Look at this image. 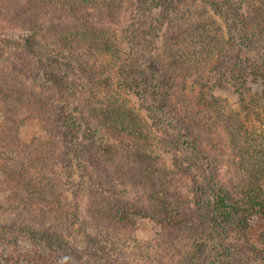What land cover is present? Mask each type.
Listing matches in <instances>:
<instances>
[{
	"label": "rangeland",
	"instance_id": "obj_1",
	"mask_svg": "<svg viewBox=\"0 0 264 264\" xmlns=\"http://www.w3.org/2000/svg\"><path fill=\"white\" fill-rule=\"evenodd\" d=\"M170 4H173L175 8H180L183 17H179V13L174 12V16L167 20L165 18L166 7ZM263 14L264 0H182L180 3L179 0H127L121 21L122 26L119 28L118 38L122 48H125L127 45L126 30L130 29L133 24L141 23L144 37L137 39L142 49L138 47V51L140 50L138 58L148 67V73L152 76L155 72L153 67H156L154 64L156 60L163 73L170 77L172 84L186 88V95L190 96L189 100L195 109L207 114L206 119H201L202 115L198 116L195 112L194 115L189 114L185 117L187 122L184 123V127L190 124L191 119L197 118L201 119V125L212 126V134L209 131L205 134L201 133V142L197 141L191 145L193 138L189 136L185 138L187 133L184 128L178 129L177 126L175 128L174 123L168 120V116L162 120L161 115L155 116L156 112H151L150 108L154 105H156L155 108L159 107L157 104L152 102L146 106L144 104L150 113L149 117L152 118L149 120L140 107H143V103L139 100V95L125 88L120 89L117 87L116 80L113 81L114 92L117 91V95L125 105L134 109V114L131 113L132 116L127 119L130 123H134L139 122L141 118L148 130L147 133L143 131L138 143L133 142V147L131 146L129 151V161L131 163L135 161L136 168L140 166L144 170L152 169V172L154 170L159 172L162 167H166L167 170L173 168L172 161L179 155L181 161L187 165L186 171L183 170L176 175L175 184L178 187L177 196L183 202L181 206H185L181 208L182 211H185L184 213L192 219L193 227L199 235L204 237L203 242L200 243L202 245L200 254L203 251L206 255L197 261V263L200 261L199 264H213L210 251L214 246V240H212L214 234L221 239L222 243L225 240L226 245L234 246L232 249L244 251V255H240L242 261L252 259L250 261L255 264H264L261 262L263 256L260 260V256L253 255L256 248L258 251L264 249L263 220L250 229L249 241L236 231L230 238H226V234L229 233L227 228H220L216 233L210 223L213 207L211 195L215 186L213 179L215 171L211 170L220 168L222 174L218 175L220 180L230 181V176L239 169V166L233 153L226 148L224 139L229 138V134L221 127L219 117L217 118L210 108L196 104L200 92L202 93L203 89L207 91L208 86L213 85L214 79L230 67L244 66L249 61L264 66V32L259 33L253 27V25L264 26ZM27 34L32 33L14 29L5 23L0 24V76L2 73L5 74L4 71L11 72L12 76L27 72L29 76L26 90L22 91L15 78L10 79L8 83L0 82V264H38L35 262L40 261L36 259L24 262L9 252L10 249L29 248L30 243V237L27 234L8 226L9 218H20L22 221L33 222L38 227L39 220L48 216L44 227H48L47 229H51L52 232L64 234L65 239L71 242L73 248L80 251L79 256L82 257V263L78 262L79 264H84L83 262H87V259H92L91 264L95 262L96 264H121V260L127 261L128 264H159L162 261L171 260L172 255L179 257L185 252H190L191 243L188 237L179 238L176 244L174 242L168 244L172 242L171 238L176 236L171 237V233H166V237L160 240L157 236L160 234L161 226L152 220L141 218L137 219L135 240L115 244L116 252L112 250L113 252L109 253L100 247L99 249L86 238L85 228L88 219L86 218L85 200L87 192L97 179L106 177L102 172L98 173L92 169L90 165H88L87 174H82L77 164L78 161L72 159L75 151L83 143H88L93 137H98L100 131L96 129L88 115H85L83 104H81L83 100H77L75 97L79 96L80 88L75 94L69 83L71 79L79 82L77 79L79 75L84 78L93 77V82L86 87L97 86L96 77L99 74L113 73L116 78L117 60L106 55L107 57L102 61L103 68L100 65L97 71L92 73L79 67L65 66L67 64L58 63L55 58L51 57L38 60V56L31 51L38 47L37 41L34 37H26ZM8 39L12 43H9ZM17 40L24 44L28 42L31 49L23 47ZM42 44L45 47L44 55L52 51L51 49H56L47 42ZM210 45L213 46L212 51H202ZM38 50L40 51V48ZM255 55H258L256 59ZM24 58L27 61H24ZM119 63L118 61L117 65H120ZM19 66H23L25 71ZM215 75L216 77L210 81ZM201 78L207 80L208 83H204ZM9 82H11L10 85ZM149 82L150 80L145 82L144 89ZM206 84L207 88H203ZM106 89L109 90L106 83H100L95 90L105 93ZM6 91H9L10 95L13 92L16 94L25 92L29 95L30 115L37 116L38 120L28 119L20 131L13 130V134H17L18 139L32 149L53 152L49 160L48 157L46 158L50 164L46 166L45 171L39 170L37 174L40 178L43 176L40 182L49 190L52 187L55 188L54 198L62 199V203H65L62 209L55 207L50 209L54 210L51 213V211L43 210L44 208L39 204V198L21 200L20 197L15 198L12 195L11 182L5 180L3 176L6 149L1 138L4 133L3 126L6 125V119L10 117V107L3 98L5 94L3 92ZM144 94L149 96L147 93ZM80 96L83 97V93ZM215 98L222 99L220 106L222 112L239 120L243 126V129L240 128L243 135L251 139L255 137L256 140L264 136V97L255 103L249 100L243 103L225 89H221L218 94H215ZM178 104L181 107L186 103L181 101ZM38 107L40 109L36 110ZM157 119L160 123L156 121ZM208 135L212 142L204 139ZM215 149L223 153L224 157L218 158L216 166L215 163L212 166L213 159L202 154L206 152L214 156L213 154L217 153ZM124 173L117 170L116 175L119 181L122 180ZM131 173L128 182H136L138 178L133 174V170ZM82 182L84 189H80ZM76 195L80 197L79 200L75 199ZM198 218L200 221H197ZM173 227L174 231L181 228L178 223H175ZM181 229L183 230V227ZM43 246H35L32 251L40 254L44 249ZM229 249L231 252L232 249ZM94 250L98 254L94 255L96 253ZM231 258L240 259L239 255ZM217 260L220 263L223 261L220 258ZM194 262L192 261L191 264H197ZM244 264L250 263L244 262Z\"/></svg>",
	"mask_w": 264,
	"mask_h": 264
},
{
	"label": "trees",
	"instance_id": "obj_2",
	"mask_svg": "<svg viewBox=\"0 0 264 264\" xmlns=\"http://www.w3.org/2000/svg\"><path fill=\"white\" fill-rule=\"evenodd\" d=\"M181 1L179 0V3ZM126 5L127 0H0V24L5 23L14 29L32 33L27 34L26 37L36 39L38 45L36 49H31L28 42L24 44L17 41L23 47L30 48L32 53L38 56V60L55 58L58 63H65L67 64L65 66H73V68L79 67L89 73L97 71L96 69L100 65L103 68L102 61L107 56L116 58L117 64L118 61L120 62V65H115V67L117 66L116 78L113 73L110 75L108 73L96 74L97 86H100V83H106L109 88L105 93L97 92L95 90L97 86L86 87L93 82V77L84 78L79 75L77 78L79 82L76 79L75 81L71 79L69 83L75 94L80 88L79 96L75 97L77 100H83L81 104H83L85 115H88L96 129L100 131L98 137H93L90 142L83 143L75 151L72 159L78 161L77 164L82 174H87L88 165H90L98 173L102 172L107 179L100 177L87 192L85 200L86 218L88 219L85 228L86 238L92 245L100 247L106 252H116L115 244L135 240L137 219H148L161 226L162 229L157 236L160 240L166 237V233H171V237L176 236L177 238L172 237V242L167 240L168 244L173 242L176 244V241L182 237H188L191 243L190 252H185L179 257L172 255L171 260L168 259L159 264H184L186 262L191 264L192 261L197 263L206 255L203 251L200 254L202 247L200 243L203 242L204 237L199 235V232L193 227L192 219L184 213L185 211H182L181 208L185 206H181L183 202L177 196L178 187L175 184L176 175L183 170L186 171L187 165L181 161L179 155L172 161L173 168L167 170L166 167H162L159 172L156 170L152 172V169L144 170L140 166L136 168L135 161L134 163L129 161V151L133 142L138 143L143 131L147 133L148 130L145 127L146 123L141 118L139 122L134 123H130L127 119L132 116L131 113L134 114V109L125 105L117 95V91L114 92L113 81L116 80L117 87L120 89L125 88L130 92L134 91L133 93H137V96L139 95L143 107L139 106L144 110L145 116L149 120L152 118L149 117L150 113L144 104L145 106L149 102L157 104L159 107L155 108L156 105H154L150 108L151 112H156L155 116L161 115L162 120L168 116V120L170 119L171 123H174L175 128L176 126L178 129L184 128L187 133L185 138L187 136L193 138L191 145L197 141L201 142L202 134L208 131L212 134V126L201 125L200 120L206 119L207 114L195 109L189 100L190 96L186 95V88L172 84L170 77L163 73L156 60L154 62L156 67H153L155 72L152 76L148 73V67L139 60L140 50L138 51V47L140 48V46L137 39L144 37L141 23L133 24L130 29L126 30L127 45L122 48L118 32L122 26L121 21ZM174 12L179 13V17H183L180 8H175L173 4H170L166 7L165 18L169 20L174 16ZM253 27L259 33L264 32L263 25H253ZM8 42L12 43L10 39ZM43 42L55 47L57 51L51 49L52 51L44 55ZM259 42L261 43V40ZM210 46L203 48L202 51H212L213 46ZM257 57L258 55H255V59ZM193 59L195 58L193 57ZM23 60L27 61L25 58ZM241 66H233L224 73H220L214 79L213 85L208 86L207 91L203 89V92H200L196 104L210 108L215 113L214 115L219 117L221 127L229 134V138L224 139L226 148L233 153L239 166V169L230 176V181L220 180L218 176L222 175L220 168L211 170L215 171L213 178L215 186L211 195L213 207L210 223L216 233L220 228H227L229 233L226 234V238H230L236 231L249 241L248 232L250 229L260 221H264V136L256 140L255 137L251 139V137L247 138L243 135V132L240 131L243 126L239 120L222 112L220 107L222 99L215 98V94H218L221 89H225L243 103H247L248 100L255 103L264 97V66L251 61ZM19 67L25 71L23 66ZM4 73L0 76V82L8 83L10 79L15 78L20 84V90H26L29 78L27 72L17 76H12L11 72L7 71ZM215 77L216 75L212 76L210 81ZM149 80V84L144 89L145 82ZM201 80L208 83L204 78ZM204 86L206 87L203 88H207V84ZM254 87L255 89H252ZM143 92L149 94L151 99L149 100L148 95ZM3 93H5L3 98L10 107V117L6 119L1 138L6 149L4 151L6 165L3 168V176L5 180L11 182L12 195L15 198L20 197L21 200L39 198V204L44 208L42 209L51 211V213L54 210L50 209L55 207L62 209L65 203H62V199L54 198L55 188L52 187L49 190L41 183L43 176L40 178L37 174L39 170L45 171L46 166L50 164L46 158L48 157L49 160L53 156V152L32 149L22 143L17 134H13V130L19 132L28 119L38 120L37 116L30 115L29 95L25 92L24 94L13 92L11 95L9 91ZM82 93L83 97L80 96ZM181 101L186 104L180 107L178 102ZM38 109L40 108L38 107L36 110ZM194 112L198 116L202 115L201 119H191L190 124L184 127V123L187 122L185 117H188L189 114L194 115ZM156 121L160 123L158 119ZM197 132L199 133L197 134ZM209 136L204 139L212 142ZM216 151L214 156L206 152L202 154L213 159L212 166L213 163L216 166L218 158L224 157V154L218 149ZM131 169L135 177L138 178L136 182H128L129 175H132ZM117 170L126 173L122 175L121 181L116 175ZM83 185L82 182L80 189H84ZM75 199L79 200L80 197L76 195ZM48 218L45 216L39 220L38 227L33 222L22 221L20 218H9L8 226L10 228L20 230L30 237L29 248L10 249L9 252L24 262L38 259L40 261L35 263H82V257L79 256L80 251L73 248L63 233L59 232L60 235L56 231L52 232L51 229H47L48 227H44V222ZM198 220L200 221L199 218ZM175 223H178L181 228L183 227V230L180 228L181 230L174 231ZM115 236L117 237L113 238ZM212 240H214V246L210 251V258L213 264H244V262L255 264L250 261L252 259L242 261L240 255L243 256L244 251L232 249L234 246L226 245L225 240L222 243L215 234ZM42 245H44V249L40 254L32 251L35 246ZM229 248L232 249L231 252ZM96 254L98 252L94 255ZM238 255L240 259L231 258ZM253 255L260 256V260L263 256L261 262H264V249L258 251L256 248ZM217 258L222 259V263ZM87 260L83 263L91 264L93 262L92 259ZM121 264L128 263L121 260Z\"/></svg>",
	"mask_w": 264,
	"mask_h": 264
}]
</instances>
